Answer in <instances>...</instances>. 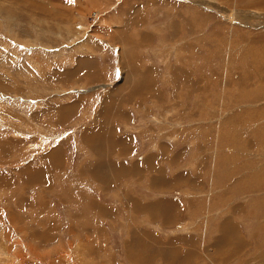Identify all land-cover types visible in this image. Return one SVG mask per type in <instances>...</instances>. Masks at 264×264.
I'll use <instances>...</instances> for the list:
<instances>
[{"label": "rangeland", "instance_id": "obj_1", "mask_svg": "<svg viewBox=\"0 0 264 264\" xmlns=\"http://www.w3.org/2000/svg\"><path fill=\"white\" fill-rule=\"evenodd\" d=\"M201 1L0 0V264H264V0L248 13ZM91 124L92 155L67 156L54 180L51 146ZM108 126L125 132L110 156L125 166L190 168L174 188L206 209L188 207L202 255L136 221L97 226L73 206L78 190L58 187L80 158L105 167Z\"/></svg>", "mask_w": 264, "mask_h": 264}, {"label": "crops", "instance_id": "obj_2", "mask_svg": "<svg viewBox=\"0 0 264 264\" xmlns=\"http://www.w3.org/2000/svg\"><path fill=\"white\" fill-rule=\"evenodd\" d=\"M203 1L205 0H202L201 2ZM259 1L261 3L262 0ZM253 2H255V0H244L243 5L239 1L240 6L243 7V10L246 13L254 11L252 9ZM213 3H216L217 7H228V10L230 12H237V9H240V6L236 4V0H215L213 1ZM201 9H204L203 11L205 12H218V8L212 9V7H201ZM233 24H236V22H233ZM245 26L246 28H250V26L248 25ZM245 26L243 27L245 28ZM93 125L94 124L87 125L83 129L79 128L78 131H76V134H72L73 143L71 140L67 142L68 140L64 138V136L66 135L65 133L63 134L64 136L62 137V141L53 143L51 148L53 147L52 149H55L52 152L53 154H51L50 156L55 157V160L51 161V167L49 166V169L50 171L52 170V174H54V180H57V178H55V172L52 166H56L57 168L62 166L61 168H64L65 159L67 158V156L71 154L78 155L79 157L83 155H92L91 149L85 145L81 133L87 131L88 128L96 130L94 126L98 127L99 123L97 125ZM111 129L112 128L108 126L105 131L109 130L116 134L115 138H112V148H109L104 153L106 155H104V157H101L99 161L101 162V165L107 167V170L104 169L105 167L103 169H100L101 166L100 168H96L94 167L95 165H93L91 168L90 164H88V161L86 163L87 165L83 166L81 163L84 160L80 158L79 160H77V164L79 166L77 165L75 169L70 167V172H64V170L62 169V174H58L59 180L61 182V185L59 184L58 187L65 190H68L69 188L78 190L75 191L77 202H73V206L75 207L77 204L81 206L79 208L82 209L83 212L88 214V218L92 221H95L97 226H100V221H103L104 224L108 223L109 227H111L112 222H116L119 219L121 221H126V224L130 223V221H136L139 233L144 232V234H149L155 237V241L160 240V246H162V244H168V247L163 246V248H173L176 253L178 252V250L180 252V249H182L183 252L189 251V249L193 248L195 250V253L200 252L201 254V249H207V244L202 245V242L209 240V238L203 235V233L201 232L200 237L203 238V236H205V241H197L198 239L195 235V232L189 231L191 227V225L189 224H191L192 221H195L194 223H198L199 225L200 220L198 221L196 216H192L190 214V212L188 211V207L190 206L198 208L199 205L202 208V211L206 209L203 208V204H200V197L197 198L196 196H193L192 193H190L189 195H184L174 188L177 178L182 177L186 180V173L190 168L182 164L171 166H168L167 164L163 166V168H159V170L157 171H145L144 166L146 162L144 163V160H142V164H139V160H136V162L134 161L135 166L130 164V166L127 167L124 163L119 161V158L110 157L114 154V156H118L119 152L125 151V141L127 140L126 135L124 134L125 132H123L119 128H116L115 131ZM76 135H78V140H76L78 142L74 140V137ZM123 140L124 143L122 142ZM185 159L186 158H184L183 161L181 160L182 163ZM119 163L124 164L125 168ZM148 166L149 165L146 163V168ZM149 173H152V176L150 178L151 180H158L160 182L158 188L154 187L153 191L148 190V186H145L146 188L142 187V185H144L142 182L145 176L147 179L149 178ZM43 178L44 176H42V179ZM65 178L67 179L64 180ZM125 178L128 179V183L130 185L128 186V188L131 189L130 191L133 192L134 190H136L134 194V202H130L128 204L124 203L125 199L122 197L124 196V193H126V189L123 184L125 182ZM140 179L141 181H139ZM52 181L49 180L48 182H46L45 187L49 183H54ZM64 181H70L71 186L70 183L69 185L64 184ZM44 182L45 181H43V183ZM92 189L102 190L103 193L100 194L97 192L94 194V196H92L93 194L91 192H88L91 195L85 192V190L88 191ZM116 190H119L118 195H115V193L117 192ZM120 193L122 194V196L120 195ZM143 197L147 198L143 199ZM120 200L121 203H123L124 205L126 204L125 207L121 206ZM212 207L214 206L212 205ZM222 208L219 206V209L223 211ZM219 212L220 211L216 208V213H214V215L216 216ZM145 218L151 221V226H149L151 228H144V225L141 224V222L146 221ZM163 237L165 238V240ZM254 245L253 243H251V245H249L248 247L254 248ZM248 247L245 246L244 251L247 252L253 249H247ZM205 252L208 251L205 250ZM232 255L234 256V253ZM237 257H239V255Z\"/></svg>", "mask_w": 264, "mask_h": 264}]
</instances>
